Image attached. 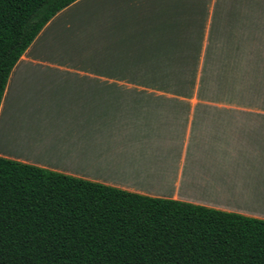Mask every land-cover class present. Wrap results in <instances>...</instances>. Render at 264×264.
<instances>
[{
    "label": "crops",
    "instance_id": "obj_1",
    "mask_svg": "<svg viewBox=\"0 0 264 264\" xmlns=\"http://www.w3.org/2000/svg\"><path fill=\"white\" fill-rule=\"evenodd\" d=\"M0 156L264 219V0H75L11 69Z\"/></svg>",
    "mask_w": 264,
    "mask_h": 264
},
{
    "label": "trees",
    "instance_id": "obj_2",
    "mask_svg": "<svg viewBox=\"0 0 264 264\" xmlns=\"http://www.w3.org/2000/svg\"><path fill=\"white\" fill-rule=\"evenodd\" d=\"M73 1L0 0V102L21 54ZM0 264H264V219L0 156Z\"/></svg>",
    "mask_w": 264,
    "mask_h": 264
}]
</instances>
